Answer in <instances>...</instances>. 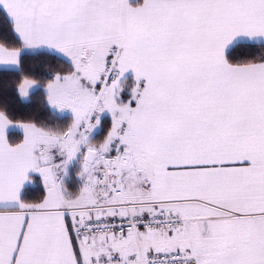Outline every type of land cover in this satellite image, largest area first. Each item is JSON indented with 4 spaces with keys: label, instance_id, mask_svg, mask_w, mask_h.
Listing matches in <instances>:
<instances>
[{
    "label": "snow or ice",
    "instance_id": "6c2138e0",
    "mask_svg": "<svg viewBox=\"0 0 264 264\" xmlns=\"http://www.w3.org/2000/svg\"><path fill=\"white\" fill-rule=\"evenodd\" d=\"M0 264H264V0H0Z\"/></svg>",
    "mask_w": 264,
    "mask_h": 264
},
{
    "label": "trees",
    "instance_id": "16d2710c",
    "mask_svg": "<svg viewBox=\"0 0 264 264\" xmlns=\"http://www.w3.org/2000/svg\"><path fill=\"white\" fill-rule=\"evenodd\" d=\"M34 115L36 116V118L38 120L41 121H47L48 120V112L45 111L40 105L39 103H37L34 107V109L32 110Z\"/></svg>",
    "mask_w": 264,
    "mask_h": 264
}]
</instances>
